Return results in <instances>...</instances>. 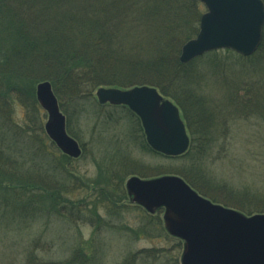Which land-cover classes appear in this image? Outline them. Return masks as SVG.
I'll return each instance as SVG.
<instances>
[{
	"label": "trees",
	"instance_id": "16d2710c",
	"mask_svg": "<svg viewBox=\"0 0 264 264\" xmlns=\"http://www.w3.org/2000/svg\"><path fill=\"white\" fill-rule=\"evenodd\" d=\"M203 11L199 0H0L3 214L25 222L51 214L66 215L72 210L62 193L69 191L70 184H76L68 168L75 159L62 154L52 142H45L36 121L40 113L34 85L43 80L50 81L60 107L67 105L66 129L74 138L77 134L71 129V117L83 115L86 110L93 115L95 138L128 123L132 142L127 140L123 145L115 135V139L107 138V143L101 138L96 140L97 144L102 143L99 147L105 155L103 163L118 168L108 169L110 180L116 182L114 188L110 186V196L116 191L124 197L122 180L126 175L146 176L142 174L148 167L129 157L131 146L153 151L145 143L138 118L127 107L98 105L93 93L99 86L146 84L178 105L191 137L189 148L182 155L169 157L153 152L169 162L152 167L155 175H180L200 194L222 202L223 198L214 195L217 190L213 193L212 185L205 181L200 163L203 155L212 151V144L228 131L225 122L237 116L233 112L243 110L248 114L251 106L264 115L260 101L264 96V24L260 44L250 56L228 49L215 50L181 63V46L197 33ZM208 76L220 77L223 82L221 99L203 92L200 81ZM242 91L250 98L243 100ZM14 101L24 108L22 124L13 119ZM84 149L82 144L79 158ZM106 183L109 186L108 180ZM25 192L29 196L21 197ZM248 202V206L240 203L244 206H237L238 209L247 214L264 212L263 207H250V199ZM97 208L92 202L87 210L92 223L100 219ZM155 224L158 226L159 222ZM140 232L153 234L147 227ZM139 252L155 255L153 249ZM138 255L129 254L121 264H133ZM94 257L78 246L65 261L38 263L30 258L28 263L87 264Z\"/></svg>",
	"mask_w": 264,
	"mask_h": 264
},
{
	"label": "rangeland",
	"instance_id": "374dc122",
	"mask_svg": "<svg viewBox=\"0 0 264 264\" xmlns=\"http://www.w3.org/2000/svg\"><path fill=\"white\" fill-rule=\"evenodd\" d=\"M253 80L257 81V78ZM200 84L203 92L218 99L225 91L220 77L208 76ZM241 97L243 100L250 98L245 91H242ZM260 101L264 106V96L260 97ZM36 107L40 113L36 117L40 136L45 142H50L43 129L47 114L37 102ZM250 107L248 114L243 110L233 112L237 116L225 122L228 131L212 144V151L204 154L200 163L205 181L212 185L211 191L214 193L217 190L214 195L223 198L222 202H217L234 204L230 206L235 209L248 206L249 199L250 207L264 208V115ZM12 108L13 119L22 124L24 108L16 101L12 102ZM65 109L67 105L61 107L63 113ZM78 115L71 117L70 126L85 152L68 165L72 182L76 184H70L69 191L62 193L72 210L66 215L51 214L19 222L0 209V264H30V258L38 263L65 261L71 256L72 249L78 246L83 252L95 255L93 261L87 264H121L125 257L136 252L139 255L133 264H180L183 245L181 240L169 235L163 228L162 209L150 215L142 207L131 203L126 191L124 197L116 191L112 196L109 194L110 186L114 188L116 182L110 180L108 169L117 171L118 168L103 163L105 155L99 147L102 143L97 144L96 140L101 138L107 143V138L112 136L115 139L116 136L123 145L127 140L132 142L128 123L123 122L107 132L106 136L95 138L97 134L92 129V113L86 110L83 115ZM131 149L133 152L129 157L148 167L142 174L147 177L143 178L161 175H155L152 167L169 163L151 151L141 150L139 146L132 145ZM129 176L123 177V188ZM26 193H21V197L24 198ZM92 202L97 205L100 217L93 223L87 218ZM157 221L158 226L155 224ZM144 227L150 228L153 234L141 233ZM146 249H153L155 255L140 254V250Z\"/></svg>",
	"mask_w": 264,
	"mask_h": 264
},
{
	"label": "water",
	"instance_id": "95a60500",
	"mask_svg": "<svg viewBox=\"0 0 264 264\" xmlns=\"http://www.w3.org/2000/svg\"><path fill=\"white\" fill-rule=\"evenodd\" d=\"M205 7L197 34L181 47L179 61L186 63L208 51L231 49L249 55L261 41L264 24L262 0H200ZM37 101L47 114L44 129L55 145L70 157L81 149L65 129L49 81L35 86ZM100 104L125 105L139 118L147 144L168 156L184 153L189 144L177 105L155 87H99ZM125 187L131 202L149 212L164 208V226L184 241L181 264H264V213L245 215L198 194L178 175L150 179L130 176Z\"/></svg>",
	"mask_w": 264,
	"mask_h": 264
}]
</instances>
